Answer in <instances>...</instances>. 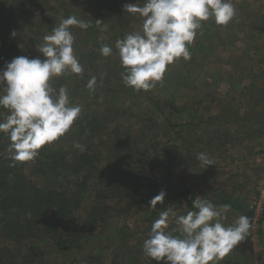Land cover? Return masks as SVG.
<instances>
[{"label":"rangeland","instance_id":"1","mask_svg":"<svg viewBox=\"0 0 264 264\" xmlns=\"http://www.w3.org/2000/svg\"><path fill=\"white\" fill-rule=\"evenodd\" d=\"M143 2L144 0H93L83 8L79 7L75 0H0V69L19 56L45 59L41 53L39 55L34 53V50H38L37 47L43 42V37L51 33L50 30L49 33L47 31L41 34L40 29H43V26L40 22H45L41 14L43 6L59 5L60 7L61 12L48 15L53 27L58 26L60 20L69 15H75L77 19L90 23L91 27L87 30L75 26L72 28L74 44H78L79 41L82 45L77 46L80 52L74 47V55L84 68L83 74L69 73L55 78L58 81H52V86L57 89L61 86L66 87L70 104L80 106L81 114L84 111L104 112L106 108L114 109V106L119 107L124 101L130 102L132 95L143 94V97L135 100L136 103L130 104L129 108H135L139 115L153 118L161 134L166 126V118L178 124L191 120L195 124L201 123L202 127H206L205 133L201 129H196L197 133L200 132L198 137H200L199 142H203L202 145H198L197 150H190V157H186L184 161L177 160L173 182L178 183L184 180L202 199L211 202L223 191H231L233 184L240 185V181L245 180L249 185H246L244 189L240 185L242 188L237 192L238 195H235V199L240 200L239 203L245 207L246 212L253 209L255 217L248 237L240 242L228 256L235 261L239 259L241 264H264V220L262 219L264 207L260 206V200L262 201L264 197V134L263 136L258 134V131L261 132L264 129H260L259 125L246 126L249 120L259 117L264 112V104L258 113L252 106L253 94L260 86L255 79V74H261L264 81V0H231L236 9V15L232 21L226 26L217 25L214 18L202 21V27L197 30L195 40L188 45L191 58L187 61L181 58L169 65L163 81L157 82L155 88L146 92L134 91L130 94L133 90L126 87L123 82L121 75L123 69L120 66L115 44L118 39H123L127 34L142 30V20L125 13L124 5ZM97 20L102 23L97 25ZM13 32L16 33L15 36L12 35ZM104 44L113 49V54L107 58L99 51ZM23 45H27L28 49ZM252 58L256 61L252 62ZM92 77L96 78V85H100L102 91L90 92L87 89L86 85ZM82 80L84 83H81ZM74 87H78V90ZM110 90L113 93L108 94ZM117 91L124 92V95L117 94ZM241 106L243 109L240 108ZM231 110H236V113L230 114ZM244 111L246 116L242 118ZM249 111L254 112L252 116L248 115ZM221 113L230 114L229 118H219L220 120L213 123V126L210 125L211 122H205L210 116ZM7 114L6 109L0 112V119ZM180 117L182 119L177 120ZM261 119L263 123L264 113ZM120 120L126 125L132 122V129L137 130L139 125L137 120L132 121L128 117H120ZM221 122L224 124L223 128ZM72 127L63 137L47 144L52 147L51 152L58 150L63 141H73ZM222 130L229 131L230 140L226 144H222L218 139L219 134H215ZM243 130V138L238 140V133ZM207 132H211V135ZM157 137L161 139L162 136ZM4 139L9 145L7 135H4ZM208 139L219 141V144L212 142V146L209 145V147ZM5 148L8 149V146ZM7 149L6 152H8ZM201 150L212 161V165H204L197 161L196 156L201 153ZM34 163V160L24 162L22 174L32 177L43 187V174L35 173V167L39 165ZM66 168L67 163L64 161L59 168H56L57 177L54 179L50 175L49 181L52 183L58 179L61 184L67 185L70 181V171ZM226 183L231 186H223ZM176 213L182 215V209H178ZM140 215L145 221V217L150 218L151 213L143 212ZM225 215L227 219L222 223L227 227L233 225L240 215H244V212L231 209ZM129 219V228L133 231H142L144 234L140 237L148 238L151 227L144 224L142 219H134L133 216ZM114 222L122 225L127 220L122 216L114 219ZM172 227H175L174 223H170L169 229ZM3 233L4 230L2 234L0 233V250L8 246L11 254L19 257L17 260H20L19 262L24 263L22 258L28 253L34 260V248L36 250L37 246L34 235L30 239H21L19 243H16L13 237L6 238ZM110 233L111 231L107 230L103 235L104 240L96 242L97 246L96 243L89 245L91 247L89 252L97 256L100 254V264H111L113 258V254L108 251L102 254V248L109 244ZM96 248L97 251L94 250ZM38 252L40 251H36ZM54 253L47 257L58 261V257L65 256L67 251L58 248ZM1 256H3L2 251H0V264H5L7 256ZM226 257L219 264H225ZM141 258L149 261L144 253ZM6 263L11 264L10 261ZM149 264H155V262L151 260Z\"/></svg>","mask_w":264,"mask_h":264},{"label":"trees","instance_id":"2","mask_svg":"<svg viewBox=\"0 0 264 264\" xmlns=\"http://www.w3.org/2000/svg\"><path fill=\"white\" fill-rule=\"evenodd\" d=\"M75 1L79 7L84 8L93 0ZM42 10V20L45 22H40L43 26L40 30L41 34H45L53 28L48 15L61 10L59 5L43 6ZM78 44L75 43L73 46L77 50H79L77 46H82L79 41ZM23 46L28 49L27 45ZM29 50L32 51L30 48ZM34 53L39 55L38 50H34ZM251 61L256 60L252 58ZM255 79L260 86L257 89L255 87L252 106L258 113L264 104V81L262 75L257 73ZM53 81L58 80L54 78ZM95 87H97L95 91H102L100 85ZM75 88L78 90V87ZM107 93L111 94L113 91ZM120 93L122 92L117 91V94ZM132 96L130 102L124 101L119 107L114 106V109L106 108L104 112L84 111L72 127L71 132H74L72 142L63 141L59 145L60 148L52 152V147L48 145L39 150L38 156L34 159L36 165H39L35 167V173L43 174V187L32 177L22 174L23 163H16L15 167L9 166L14 162L10 159L11 154L6 152L5 147L8 146L4 139L6 134L0 133V149L3 151L0 152V228H2L0 233L2 234L4 230L3 236L13 237L16 243L21 239H30L34 235V241L37 243L36 250L34 248V260L28 253L22 258L24 263L17 261L19 257L12 255L8 246L2 248L1 257L7 256L5 264H10L6 263L8 261L11 264H100V254L97 256L89 252L91 251L89 245L99 240L103 241V235L107 230L111 231L108 235L109 244L102 248V254L107 251L113 254L111 264H149L150 258L149 261L141 258L142 241L145 238L140 236L144 233L130 229L129 218L133 216L134 219H142L144 224L151 227L153 221L159 218V212L168 207H173L175 212L182 209V214L192 210V200L198 193L184 180L174 183V170L177 168V160L184 161L186 157H190V150H197V146L202 145L203 142H199L198 137L200 132L197 133V130L201 129L205 133L206 127H202L201 123L195 124L190 118H188L190 121L184 124L166 118V126L161 134L153 118L139 115L135 108H129L130 104L136 103L135 100L142 98L143 94ZM240 108L243 109V106ZM226 109L227 107L224 111ZM3 111L5 109H0V112ZM246 111L242 118L246 116ZM234 113L236 110H231L230 114ZM253 113L249 111L248 115L252 116ZM230 114L212 115L205 122H211L210 125L213 126V123L220 120L219 118L228 119ZM262 114L249 120L246 126L259 125L260 129H264V122H261ZM120 117L137 120L139 124L137 130L132 129V122L128 125L123 124ZM180 119L182 117L177 120ZM220 124L223 128L224 124L222 122ZM160 125L162 127V124ZM258 132L263 136L264 131ZM243 133L244 130L238 133V140L243 138ZM207 134L211 135V132ZM215 134H219L218 139L222 144L230 140L227 130ZM158 135L162 136L161 139L157 137ZM219 141L208 139L207 145L212 146V142L219 144ZM76 143L83 145V150L76 148ZM64 161L67 163L66 170L70 171V181L67 185L61 184L58 179L51 183L49 181L51 176L54 179L57 177L56 168ZM240 185L244 189L249 184L242 180ZM240 185L233 184L231 191H223L212 199L211 203L216 206L228 204L231 206L230 210L244 212L252 225L255 217L253 209L246 212L245 207L239 203L240 200L235 199V195H238L237 192L242 188ZM223 186L231 185L226 183ZM162 190L166 192L165 199L153 210L149 202ZM143 212L151 213L150 218L145 217L144 221L140 215ZM122 216L127 222L122 225L116 224L114 219ZM262 217L264 220V216ZM58 248L66 250L67 254L59 256L58 261L49 259L47 256L55 254L54 251ZM226 259L225 264H241L237 258V261L230 256Z\"/></svg>","mask_w":264,"mask_h":264},{"label":"clouds","instance_id":"3","mask_svg":"<svg viewBox=\"0 0 264 264\" xmlns=\"http://www.w3.org/2000/svg\"><path fill=\"white\" fill-rule=\"evenodd\" d=\"M124 12L142 20L141 31L127 34L115 44L123 82L136 92L155 88L169 65L191 58L188 45L195 40L202 21L214 18L217 25L226 26L236 15L231 0H144L124 5ZM73 26L82 30L91 27L75 15L62 18L37 47L45 59L19 56L0 69V108L8 112L0 119V133L10 141L7 151L14 162L10 167L33 161L40 149L63 137L81 114L80 106L70 104L66 87L52 86L54 78L84 72L74 55ZM99 51L106 58L113 54L107 44ZM96 83L92 77L87 89L94 92ZM75 147L83 150L84 146L76 143ZM196 159L212 165L205 153H198ZM165 196L166 192L160 191L150 200V208L155 210ZM230 208L197 195L186 214L177 215L173 207L160 211L143 242V253L155 264H219L248 237L251 228L245 215L226 227L222 221ZM170 223L175 227L169 229Z\"/></svg>","mask_w":264,"mask_h":264},{"label":"built area","instance_id":"4","mask_svg":"<svg viewBox=\"0 0 264 264\" xmlns=\"http://www.w3.org/2000/svg\"><path fill=\"white\" fill-rule=\"evenodd\" d=\"M263 204H264V197H263V200L262 201L260 200V206L261 207H264Z\"/></svg>","mask_w":264,"mask_h":264}]
</instances>
